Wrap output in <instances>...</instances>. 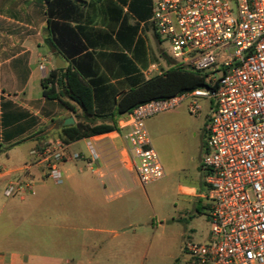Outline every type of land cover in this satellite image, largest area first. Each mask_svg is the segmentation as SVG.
Here are the masks:
<instances>
[{"label":"built area","instance_id":"built-area-1","mask_svg":"<svg viewBox=\"0 0 264 264\" xmlns=\"http://www.w3.org/2000/svg\"><path fill=\"white\" fill-rule=\"evenodd\" d=\"M151 22L173 58L205 74L206 85L141 104L119 122L126 128L125 162L144 184L162 178L147 119L186 99L192 114L202 108L197 99L214 101L202 161L212 203L211 238L186 243L188 264H264V0H153ZM40 69L45 72L44 65ZM86 146L98 164L96 140L87 138ZM33 154L21 170L41 167L57 185L64 182L62 164L83 156L70 153L62 141ZM23 188L33 193L31 182L20 181L4 193L12 197Z\"/></svg>","mask_w":264,"mask_h":264},{"label":"rangeland","instance_id":"rangeland-1","mask_svg":"<svg viewBox=\"0 0 264 264\" xmlns=\"http://www.w3.org/2000/svg\"><path fill=\"white\" fill-rule=\"evenodd\" d=\"M142 35L149 44L145 46L146 61L135 60L140 65L138 74L109 86L111 92L180 64L167 40L151 30ZM154 64L156 68L148 69ZM197 101L202 106L197 114L190 113L191 99H186L146 121L165 171L158 180L142 183L137 174L125 172L131 168L125 162L127 153L122 157L108 153L126 174L118 185L111 186L107 179H97L89 172L96 185L91 196H76L67 191L66 184L57 185L50 178L41 180L45 186H35V194L23 200L6 196L0 186L1 244L25 249L52 264L72 258L79 264H188L186 243L211 238L212 203L207 198L202 161L214 101ZM30 144L24 142L22 153L5 159V165L30 163ZM74 149L86 151V141L77 142Z\"/></svg>","mask_w":264,"mask_h":264},{"label":"crops","instance_id":"crops-1","mask_svg":"<svg viewBox=\"0 0 264 264\" xmlns=\"http://www.w3.org/2000/svg\"><path fill=\"white\" fill-rule=\"evenodd\" d=\"M73 1L83 3V24L108 30L106 0ZM113 2L114 5L123 8V13L129 16L128 23L134 25L136 19L128 10L130 0L127 4H122L119 0H113ZM47 8V0H0V165L4 169V172L0 174V186L5 190L12 182H31L33 193L23 188L20 193L15 195L20 196L22 200L28 195L35 194V186L44 187L45 181L41 180H44L46 176L37 167H33L29 173L21 170L24 164L9 167L5 165V159L9 161L14 155L22 153L20 148L24 142L31 143L28 153L32 159L35 158L34 151H42L44 147L61 141L62 128L67 126L64 124L66 118L73 117L75 123L77 121L74 113L64 108L58 100L48 99L43 95L42 79L48 76L54 68H57V56H60L65 62L64 67L69 64L62 55H56L57 50L47 42L49 34ZM152 14L146 22H140L136 36L144 39L145 46L149 44L146 37L142 35L143 31L151 30L155 36L157 35L151 22ZM71 24L75 26L74 22ZM102 51L126 55L140 68V65L134 60L131 50H127L120 42H118V48H102ZM98 62L102 71L106 72L103 62L101 60ZM40 65L45 66V72L40 69ZM118 65H115V69L118 68ZM153 66L156 67L154 64L148 69L151 70ZM146 73L145 70L143 74L146 75ZM145 77L143 76L144 79L150 78ZM122 79L124 78H111L109 83L114 85ZM128 116L129 114L121 115L118 117V122L127 119ZM125 132L126 128H120L109 133L92 136L101 153V160L98 164L91 162L87 154L89 153L88 149L86 151L74 149L77 142L86 141L87 138L66 144L70 153L83 154L79 159H70L62 164L64 173L62 184H66L67 191L76 196H91L96 186L91 180V174L97 179H107L111 186L118 185V181L126 174L125 172L137 174L131 168L124 172L123 168L117 166L118 161H112L115 156L107 157L108 153H115L116 157H122V153H127ZM80 162L83 164H79ZM0 264H52V262L25 249L3 246L0 242ZM64 264L79 263L72 258L65 260Z\"/></svg>","mask_w":264,"mask_h":264},{"label":"trees","instance_id":"trees-1","mask_svg":"<svg viewBox=\"0 0 264 264\" xmlns=\"http://www.w3.org/2000/svg\"><path fill=\"white\" fill-rule=\"evenodd\" d=\"M47 3V42L57 50L56 55H62L69 64L54 68L42 79L43 95L58 100L77 120L62 128L60 140L64 144L119 130L118 117L131 113L139 105L173 98L206 85L205 74L179 64L148 79H134L124 84L122 92L113 93L109 89L113 86L109 83L111 78L123 77L119 81L123 82L140 69L126 55L110 54L102 48H118L120 42L131 50L134 60L144 63L145 42L136 36L140 22H146L152 14V0H130L128 10L136 19L134 25L128 23L129 16L123 13L122 7L114 5L113 0H106L108 30L83 24V3L73 0H47ZM98 60L103 62L106 72L102 71ZM113 101L116 109H113Z\"/></svg>","mask_w":264,"mask_h":264},{"label":"water","instance_id":"water-1","mask_svg":"<svg viewBox=\"0 0 264 264\" xmlns=\"http://www.w3.org/2000/svg\"><path fill=\"white\" fill-rule=\"evenodd\" d=\"M65 66V62L62 60V58L60 56H57V63H56V67L57 68H62ZM75 123V120L73 117H68L66 118L64 124L65 125H73Z\"/></svg>","mask_w":264,"mask_h":264}]
</instances>
